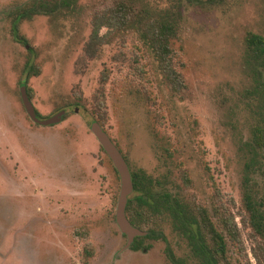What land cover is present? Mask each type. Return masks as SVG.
<instances>
[{
    "label": "rangeland",
    "instance_id": "374dc122",
    "mask_svg": "<svg viewBox=\"0 0 264 264\" xmlns=\"http://www.w3.org/2000/svg\"><path fill=\"white\" fill-rule=\"evenodd\" d=\"M30 1L0 0V264H173L171 254L176 264H195L168 217L145 225L165 239L125 248L120 177L93 121L131 172L208 210L228 264H264L245 200L264 195V147L253 142L264 128V75L247 43L250 33L264 35V0H149L180 15L170 41L177 81L132 28L102 27L91 39L94 13L112 0L24 19L30 44L16 41L12 12ZM30 55L36 75L25 70ZM21 84L41 118L65 109L62 120L35 123Z\"/></svg>",
    "mask_w": 264,
    "mask_h": 264
},
{
    "label": "trees",
    "instance_id": "16d2710c",
    "mask_svg": "<svg viewBox=\"0 0 264 264\" xmlns=\"http://www.w3.org/2000/svg\"><path fill=\"white\" fill-rule=\"evenodd\" d=\"M77 2L78 0H31L30 3L19 6L12 12L13 38L27 46L29 41L20 32L22 20L32 19L36 15L56 17L65 13L64 11L73 10ZM179 16L177 11L157 9L149 0H112L111 4L94 13L91 39L101 38L99 32L102 27L119 31L132 28L162 63L166 78L177 81L179 74L171 66L170 61L172 54L170 41L177 35ZM247 43L251 52L258 55L260 59L258 66L264 75V35L250 33ZM29 51L34 53L32 46ZM28 68L29 75H36L39 72L33 55H30L25 63V70ZM260 86L264 91V79ZM38 116L40 117L39 114ZM263 132L264 128L258 129L253 139L258 147H264ZM247 169H250V165H247ZM131 175L134 189L128 198L126 215L132 225L146 231L145 235L134 238L130 245L132 249L148 248L150 245H142L145 238L165 239L161 229L145 228V225H151L153 221L163 222L168 217L175 231L188 240L192 256L196 260L195 264H228L225 237L217 229L205 207L185 199L179 192L175 194L170 191L158 192L154 188L157 180L145 171L131 172ZM245 198L250 226L263 240L264 251V195L257 196L248 192ZM225 225L228 229L236 227L233 219L230 222L226 221ZM169 258L176 264L172 254Z\"/></svg>",
    "mask_w": 264,
    "mask_h": 264
},
{
    "label": "water",
    "instance_id": "95a60500",
    "mask_svg": "<svg viewBox=\"0 0 264 264\" xmlns=\"http://www.w3.org/2000/svg\"><path fill=\"white\" fill-rule=\"evenodd\" d=\"M20 90L23 105L28 115L35 123H38L40 125H53L59 123L62 120V117L65 114V109H62L46 118L39 117L32 103V100L28 95L26 84H21ZM90 128L99 140L107 155L112 160L120 177V193L116 208V222L121 232L127 236V243L125 246V248H127L132 244L135 237L146 234V231H143L138 227L132 225L126 215V205L128 202V198L132 194L134 189L131 171L123 154L111 140L107 132L101 127V125L97 121H93Z\"/></svg>",
    "mask_w": 264,
    "mask_h": 264
}]
</instances>
